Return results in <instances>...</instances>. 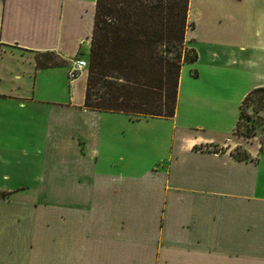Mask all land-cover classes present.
<instances>
[{"label":"crops","instance_id":"0c3cea01","mask_svg":"<svg viewBox=\"0 0 264 264\" xmlns=\"http://www.w3.org/2000/svg\"><path fill=\"white\" fill-rule=\"evenodd\" d=\"M95 3L0 0V264H264V151L234 134L264 86V0H199L171 117L83 106L67 71Z\"/></svg>","mask_w":264,"mask_h":264},{"label":"trees","instance_id":"16d2710c","mask_svg":"<svg viewBox=\"0 0 264 264\" xmlns=\"http://www.w3.org/2000/svg\"><path fill=\"white\" fill-rule=\"evenodd\" d=\"M189 1L96 0L83 106L136 116H173L181 67L197 59L186 41V31L193 27L188 22ZM35 62L43 68L64 60L53 52H38ZM234 134L257 137L264 151V86L244 95ZM232 154L249 157L246 151L240 157Z\"/></svg>","mask_w":264,"mask_h":264},{"label":"rangeland","instance_id":"374dc122","mask_svg":"<svg viewBox=\"0 0 264 264\" xmlns=\"http://www.w3.org/2000/svg\"><path fill=\"white\" fill-rule=\"evenodd\" d=\"M189 7H190V1H189ZM189 11H190L189 23H193L195 30H194V32H192L193 35L191 36V38H194V40L192 42L187 41V44L189 46L193 45V47L195 48L196 51L203 52L204 48H205V42L203 40V37L205 35V31H207L208 28L206 27L204 20H203V10H202V7L200 6L199 0H192L191 9ZM211 30H212V32H214V31H216V28L211 27ZM85 50H86V48H84V50H80L79 53H82V54L87 53V52H85ZM88 53L85 54V56H84L86 59L88 58ZM80 57L81 56H76V58H80ZM81 73H82V76L79 77L77 79V82H76L77 89H80L81 85L83 84L84 77H86L87 72L85 71V68L82 70ZM247 112H249V110ZM242 128L244 129L245 125ZM243 151L244 150L242 148H236V149H234L233 153L236 156L240 157L242 155Z\"/></svg>","mask_w":264,"mask_h":264},{"label":"built area","instance_id":"2783aa9c","mask_svg":"<svg viewBox=\"0 0 264 264\" xmlns=\"http://www.w3.org/2000/svg\"><path fill=\"white\" fill-rule=\"evenodd\" d=\"M84 68H87V60H85L84 58L74 59L67 71L69 82L71 83L76 80Z\"/></svg>","mask_w":264,"mask_h":264}]
</instances>
